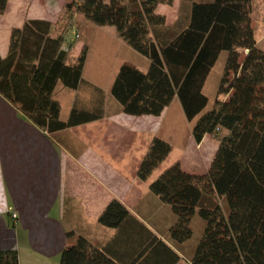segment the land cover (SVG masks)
<instances>
[{"label": "trees", "instance_id": "16d2710c", "mask_svg": "<svg viewBox=\"0 0 264 264\" xmlns=\"http://www.w3.org/2000/svg\"><path fill=\"white\" fill-rule=\"evenodd\" d=\"M9 1L0 0V15L7 12ZM174 3L71 0L57 22L27 20L11 31L7 56L0 54V96L49 136L104 118L102 95L101 106L93 111L75 106L67 122L60 119L58 85L71 90L81 86L89 53L87 41L76 60L68 62L74 42L71 29L66 31L62 24L67 20L72 28L83 16L95 27L115 28L119 39L150 62L147 71L127 63L120 67L111 94L122 111L160 117L178 99L186 118L196 121V142L210 136L219 144L205 174L186 171L177 163L150 185L176 216L171 240L190 241L198 216L206 228L190 264H264V50L256 37L253 9L249 0H181L179 19L166 27L167 18L158 9ZM224 52L229 56L216 104L204 113L210 102L204 90ZM172 151L167 141L156 138L140 165L139 179L148 181ZM99 223L115 229V236L96 246L85 237L72 243L74 234L67 233L60 264L181 260L118 200L110 202ZM0 264H20L18 251H0Z\"/></svg>", "mask_w": 264, "mask_h": 264}, {"label": "crops", "instance_id": "0c3cea01", "mask_svg": "<svg viewBox=\"0 0 264 264\" xmlns=\"http://www.w3.org/2000/svg\"><path fill=\"white\" fill-rule=\"evenodd\" d=\"M17 3L16 19L1 29L2 57L8 54L13 28L22 27L30 19L54 22L62 12L53 17L19 18L22 6L20 0ZM12 5L10 0L7 12L0 16H6ZM181 8V0H175L173 6L159 7L158 13L167 18L166 27L177 22ZM76 30L79 44L75 48L73 40L75 60L90 37V41L99 43L114 42L120 50L136 56L142 63L140 70H148L149 60L134 55L138 53L118 38L116 29L95 27L84 19ZM88 43L81 86L71 90L58 85L55 99L61 105V121L67 122L75 106L93 111L101 106L104 95V118L49 136L0 96V192L6 200L5 210H0V251H18L20 264H60L62 251L69 242L67 233L103 246L115 236L116 230L100 224L99 218L115 199L181 256L178 264H190L196 250L187 248L189 241L176 244L171 240L170 229L176 219L172 217L167 224L160 222L161 211L168 212L169 208L150 191V186L143 187L144 181L138 177L143 159L162 130L160 123L169 117L175 101L160 117L124 113L111 89L126 62L118 64L113 80L106 86L101 81L87 80L91 55ZM65 218L68 226L63 222Z\"/></svg>", "mask_w": 264, "mask_h": 264}, {"label": "rangeland", "instance_id": "374dc122", "mask_svg": "<svg viewBox=\"0 0 264 264\" xmlns=\"http://www.w3.org/2000/svg\"><path fill=\"white\" fill-rule=\"evenodd\" d=\"M70 1L71 0H20L22 10L20 11L19 18L20 16H26L30 18H39L41 16L53 17L56 16L59 11H62L54 19V22H57L60 18L64 17L63 10L65 9L66 4ZM18 3L17 0H13V5L10 6L6 16H0L2 17L0 18V40L3 39V32L1 29L16 19L17 11L15 10V7L18 5ZM249 3L253 9L254 25L256 28V37L259 42V47L264 50V0H249ZM84 19L85 18L83 16L77 18L73 23L74 26H72V28L67 26V20H65L62 24V28L66 31L71 29V41H76L75 48L79 44L76 38V28L78 29L80 22H84ZM109 28L115 30L113 27ZM88 39L91 45V55L88 62V69L85 74V78L87 80L101 81L103 82L104 86H106L109 81L111 82V80H113L114 70L117 68L118 64L121 63V61L136 66L137 68L142 66V63L137 60L136 56H133V54L125 50H120L118 45L114 42L104 41L99 43L94 40L90 41V37ZM75 48L72 50L68 60L70 64L75 61ZM134 55L138 56L139 54ZM228 56V52H224L221 55L216 67L213 69L208 79L204 93L209 98L210 102L204 113L213 110L215 107L219 86L224 76ZM59 85L63 86L62 83ZM171 107L172 108L170 110L169 117L163 121V124L160 123V125H162V130L159 133L158 138L167 141L173 147V151L167 160L153 173L148 182H143V187H149L167 169L180 162L183 169L186 171L195 172L197 174H205L219 148L218 142L210 136L206 137L204 143L198 148L199 144L196 142L193 135V129L196 121L190 122L186 118L182 105L178 99L175 100ZM0 193V210H5L6 200L2 190ZM167 207L169 208V211H161L159 215V220L163 224H167V222L170 221L172 217L176 219L171 207L168 205ZM67 220L68 219L65 218L63 222L68 226L69 221ZM205 228V221L196 216L192 222V229L194 232L193 238L188 242L187 246L190 251L191 249H197L198 244L205 232ZM75 239L76 238H71L70 241L73 243L75 242Z\"/></svg>", "mask_w": 264, "mask_h": 264}, {"label": "built area", "instance_id": "2783aa9c", "mask_svg": "<svg viewBox=\"0 0 264 264\" xmlns=\"http://www.w3.org/2000/svg\"><path fill=\"white\" fill-rule=\"evenodd\" d=\"M76 38L78 39L79 38V35H76ZM17 218V215H14V219Z\"/></svg>", "mask_w": 264, "mask_h": 264}]
</instances>
